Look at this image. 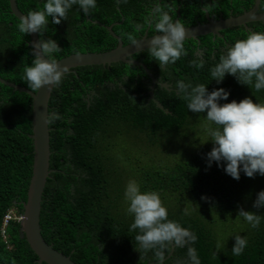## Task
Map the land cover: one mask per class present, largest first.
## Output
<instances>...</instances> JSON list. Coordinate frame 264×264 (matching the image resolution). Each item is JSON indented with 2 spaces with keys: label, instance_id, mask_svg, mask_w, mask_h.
<instances>
[{
  "label": "trees",
  "instance_id": "16d2710c",
  "mask_svg": "<svg viewBox=\"0 0 264 264\" xmlns=\"http://www.w3.org/2000/svg\"><path fill=\"white\" fill-rule=\"evenodd\" d=\"M208 1L161 0L159 7L168 10L174 19L179 13V21L189 27L195 25L196 19L205 20L204 9L211 11L218 8V3L223 10L229 6V0H213L212 5ZM232 1L234 15L248 11L255 2ZM156 2L97 0L96 9L89 15L73 5L60 24L49 19L45 36L61 47L54 58L114 48L117 39L107 26L123 44L140 39L148 25V36L157 34L150 14ZM16 5L26 14L42 7L43 0H16ZM260 10H264L263 4ZM228 15L225 10L223 17ZM18 20L10 12L9 0H0V77L27 87L22 77L25 66L31 64L32 51L29 34L18 31ZM248 24L264 32V21ZM221 33L223 37H218L216 43L211 41V33L200 36V45L193 38L185 39V54L166 67L158 65L148 48L130 55L143 63L151 75L141 66L122 61L92 64L71 68L74 73L67 72L52 88L47 107L50 173L41 197L39 225L42 237L53 248L76 264L154 262V251L136 250L138 242L134 237L138 230L129 231L132 216L126 212L123 197L129 179L124 180L117 165L120 160L113 153L115 138L121 137L146 147L147 154L153 150L165 158L149 163L142 160L146 156H138L133 164L138 165L133 179L139 182L141 191H157L168 218L196 234L194 247L201 264H264V209L252 208L256 193L264 189V176L250 178L241 172L236 180L224 172L223 162L219 167L215 161L208 166L205 154L211 150L212 142L204 131L206 113L188 110L175 87L177 80L193 85L204 83L209 91L222 87L229 92L227 101L221 103L233 99L239 102L245 96L264 103V89L257 91L252 85H242L232 75L226 74L219 84L210 80V68L225 51L220 46L233 44L248 34L241 25ZM198 47L202 49L201 57L195 53ZM103 80L107 81L105 86L100 85ZM89 85L94 93L87 103L83 93ZM53 113L59 118L52 119ZM31 131V96L0 82V264H38L37 255L20 231V220L3 222L8 212L19 217L23 211L33 161ZM170 142L179 143L176 152H171L174 148L170 150ZM258 183L259 187H255ZM245 200L250 210L262 216L260 224L252 228L239 216L237 228H230L229 236L224 238L221 235L225 231L221 232L220 226ZM235 234L247 239V246L238 256L231 252ZM165 258L164 264H181L187 260V246L171 248Z\"/></svg>",
  "mask_w": 264,
  "mask_h": 264
},
{
  "label": "clouds",
  "instance_id": "9594fccd",
  "mask_svg": "<svg viewBox=\"0 0 264 264\" xmlns=\"http://www.w3.org/2000/svg\"><path fill=\"white\" fill-rule=\"evenodd\" d=\"M73 5L89 15L90 10L96 9L97 0H43L42 7L30 9L19 17V32L24 35L38 34V39L30 42L32 60L30 65L25 66L22 77L28 89L38 90L48 86L50 90L58 86L68 72V67L61 66L54 58L61 47L45 33L49 19L53 24H60L66 20L67 12ZM151 22L157 35L148 41L150 55L159 62L160 67L175 63L185 54V26L159 5L152 12ZM226 74L232 75L242 85H252L257 91L264 89V32H250L225 49L219 61L210 68V80L219 84ZM206 85L177 80L175 87L188 110L206 113L204 117L208 123L204 125V131L212 142L211 150L205 154L207 165L211 166L215 161L219 167L223 162L224 172L236 180H239L241 172L250 178L264 176V103L256 102L249 96L239 102L233 99L221 103L227 101L229 92L222 87L209 91ZM57 118L58 114L53 113L52 119ZM123 197L126 212L132 216L129 231L138 230L134 238L138 242L136 250L139 253L152 250L155 264H164L166 253L171 248L187 246V260L181 264H201L194 247L196 234L168 218L167 208L157 191H141L139 182L129 179ZM252 208L264 209V189L256 193ZM237 215L252 228H256L262 219L258 211L243 207H238ZM232 237L234 244L231 252L238 256L247 246V239L241 234Z\"/></svg>",
  "mask_w": 264,
  "mask_h": 264
},
{
  "label": "water",
  "instance_id": "95a60500",
  "mask_svg": "<svg viewBox=\"0 0 264 264\" xmlns=\"http://www.w3.org/2000/svg\"><path fill=\"white\" fill-rule=\"evenodd\" d=\"M260 0H255L253 7L240 15L230 16L224 19L213 20L208 18V22L205 24H197L186 28V38H196L203 34H218L219 30L236 26L244 25L248 21L264 20V13H257ZM10 12L19 19L21 15H24L16 5V0H9ZM107 30L113 37L117 39V44L114 48L102 51V52H76L66 55L58 59V63L61 66H67L68 70L77 66H85L92 64L109 65L112 62L122 61L129 64H134L143 67V69L149 74V70L146 66L139 62L128 59V56L147 49L148 41L154 35L147 36L144 34L140 39L132 41L131 43L123 44L121 39L113 33L111 26H107ZM38 39L37 33L29 34L28 44ZM153 81L155 79L153 78ZM0 82L12 87L14 90L22 91L29 94L32 98V131L29 134V138L32 140V170L31 177L29 179L26 200L22 202V219H21V233L24 235L30 248L37 255V263L42 264H76L68 255L53 248L52 244H49L42 237L39 225V213L41 197L44 190L46 179L50 173L49 169V128H48V100L52 92V88L48 90V86H42L40 89L32 91L25 86L15 84L4 78L0 77ZM162 86L166 87L163 83ZM150 97H153L152 92ZM159 107H162L158 102ZM155 262H149L147 264H153Z\"/></svg>",
  "mask_w": 264,
  "mask_h": 264
},
{
  "label": "rangeland",
  "instance_id": "374dc122",
  "mask_svg": "<svg viewBox=\"0 0 264 264\" xmlns=\"http://www.w3.org/2000/svg\"><path fill=\"white\" fill-rule=\"evenodd\" d=\"M115 143L116 145L113 149V153L120 160V162H118L117 165L119 166V170L121 171L122 175H124V180L133 179L136 177L135 173H136V168L138 167V165L137 167H134L133 164L135 160H137L138 156L142 158L143 156H146V159H142V160L149 162V163L154 160L157 161V160L165 159V158H162V156H159L160 154L157 151L150 150L147 154L145 150L147 148L143 147L142 145H140L139 143L135 142L132 139L118 137L117 139L115 138ZM178 145L179 143L177 142H170L168 144V146L171 147L170 150L174 148V150H171V152H176L175 148H177ZM171 159L172 158L170 157L169 161L167 159L166 160L168 162H171ZM146 162H143L141 164H146V165L149 164ZM255 187H259V183L256 184ZM253 188H254V185H253ZM245 203H246V200L240 205V207H243L245 210H250V205H249L250 203H247V204ZM238 217L239 216L237 215V212H236L234 213V215H232L231 219L227 223H224V226H220L221 232L225 231L223 235L219 233V229H217L216 231L224 238L228 237L229 232L231 230L230 228H237V224L239 221ZM244 224L242 226H244Z\"/></svg>",
  "mask_w": 264,
  "mask_h": 264
},
{
  "label": "flooded vegetation",
  "instance_id": "af4514ba",
  "mask_svg": "<svg viewBox=\"0 0 264 264\" xmlns=\"http://www.w3.org/2000/svg\"><path fill=\"white\" fill-rule=\"evenodd\" d=\"M201 2H202V0H201ZM157 4H153V6H152V8H150V14H152V12H153V9L157 6V5H159L160 3H161V0H157V2H156ZM167 4H168V2H166ZM229 6H227L226 7V11H227V13L229 14L228 16L230 17V16H237L238 14H236V15H234V5H233V1L232 0H229ZM207 4L208 5H212L213 4V0H209L208 2H207ZM264 5V1H262L261 2V0H260V2H259V5H258V9H257V13H264V10H260V5ZM179 5H178V7H177V12H178V9H179ZM200 8L201 9H203L204 7L203 6H200ZM217 8V7H216ZM216 8L215 7H213L212 9H211V11H209L208 9L206 10V12L208 13V17L209 18H212L213 20H218V19H224L225 17H223V14H224V12H225V10H223V6L221 5V3H218V8H219V10H218V8H217V10H216ZM250 10V9H249ZM248 10V11H249ZM206 12H205V17H204V21H202V22H200V20H198V19H196L195 20V25H197V24H205V23H207L208 22V18H207V16H206ZM244 12H247V10L246 11H244ZM241 14V13H240ZM180 14L178 13V15H177V17H175V19H178V16H179ZM194 17V16H193ZM195 18V17H194ZM228 18V17H227ZM255 21H259V20H255ZM260 21H262V20H260ZM264 21V20H263ZM249 22H252V21H248L247 23H246V27L244 26V25H241L248 33H250V32H257L256 31V29H255V27H251L248 23ZM194 26V25H193ZM236 26H238V25H236ZM233 27V26H232ZM148 28H149V25L147 26V28H145V30L143 31V33L141 34L142 36L144 35V34H146L147 36H148ZM227 28H229V27H227ZM224 29H226V28H224ZM221 30H223V29H221ZM221 30H219V33L218 34H212L211 33V41H213V42H217L216 41V39L218 38V37H223V34L221 33ZM155 34V33H154ZM209 34V33H208ZM203 35H207V34H203ZM150 36V35H149ZM200 36L201 35H199V36H197L196 38H193V39H195L196 41H197V45H200L201 43H202V41H200ZM185 39H189V38H185ZM231 44H229V43H225V45H223V46H220V48L222 49V50H225L228 46H230ZM214 46V44H212V47ZM195 53H197L198 55H200V57L202 56V49L201 48H197L196 50H195ZM128 59H131V60H134V61H137V60H135V59H132V58H130V56H128ZM140 62V61H139ZM71 72V73H74V70H72V69H70V70H68V72ZM67 74V73H66ZM156 81H157V79H156ZM106 80H103L101 83H100V85L101 86H105L106 85ZM118 82V84H120L119 83V81H117ZM151 82H153V84H154V82L155 81H153V79H152V81ZM109 86H113V83L112 82H108L107 83ZM154 87V86H153ZM166 87H167V84H166ZM92 93H94V88H91L90 87V85L88 86V88L86 89V92H84L83 93V97H84V99L86 100V102L88 103L89 101V98L91 99V94Z\"/></svg>",
  "mask_w": 264,
  "mask_h": 264
},
{
  "label": "built area",
  "instance_id": "2783aa9c",
  "mask_svg": "<svg viewBox=\"0 0 264 264\" xmlns=\"http://www.w3.org/2000/svg\"><path fill=\"white\" fill-rule=\"evenodd\" d=\"M18 219V220H21V216H19V217H16L14 214H12L11 212L9 213H7L5 216H4V218H3V222H4V224L6 223V221L8 220V219Z\"/></svg>",
  "mask_w": 264,
  "mask_h": 264
}]
</instances>
